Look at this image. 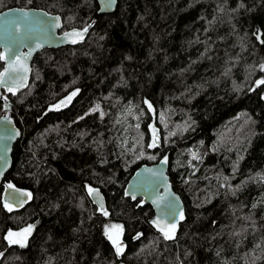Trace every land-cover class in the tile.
Wrapping results in <instances>:
<instances>
[{
	"label": "trees",
	"instance_id": "obj_1",
	"mask_svg": "<svg viewBox=\"0 0 264 264\" xmlns=\"http://www.w3.org/2000/svg\"><path fill=\"white\" fill-rule=\"evenodd\" d=\"M11 7L87 33L37 53L19 93L1 90L0 116L21 135L0 184V264H264V0H118L104 14L96 0H0V12ZM165 155L185 207L171 239L150 225V205L123 195L140 165ZM4 182L30 201L6 207ZM89 188L104 193L108 218ZM108 223L121 226L119 254ZM30 225L23 247L8 242Z\"/></svg>",
	"mask_w": 264,
	"mask_h": 264
},
{
	"label": "water",
	"instance_id": "obj_2",
	"mask_svg": "<svg viewBox=\"0 0 264 264\" xmlns=\"http://www.w3.org/2000/svg\"><path fill=\"white\" fill-rule=\"evenodd\" d=\"M96 2L98 5L97 13L104 14L112 13L116 9L118 0H96ZM56 18H59L58 21ZM53 24H58V26L52 27ZM17 25H19V31H17ZM83 30L72 29L62 31L61 16L40 8L11 7L1 11L0 52L5 55V59L3 60L4 66L1 72H4V69L15 61L17 55L27 66L28 71L25 72L23 69H20L19 71L6 73L4 77L5 83L0 84V96L1 89H4L7 93L14 92L16 94L27 87L31 74V64L37 53L45 48H58L73 44L70 38L65 37L64 33ZM86 33H84L83 38ZM37 44H40V47H36ZM6 48H11L13 51H6ZM9 87L13 88L12 92L8 91ZM250 91L252 92V89ZM148 111L151 114V121L148 124L150 134L148 149L153 151L161 146V133L160 128L155 123L154 108L148 107ZM153 127L156 130V146L149 147V144L153 142ZM20 135L21 131L14 119L8 114H2L0 116V184L11 167L13 146L20 138ZM165 158H167L166 161ZM8 185L12 184L4 182L2 202L16 210L23 208L30 201L31 197L25 194L30 192L14 185L10 188ZM92 189L97 190L93 194H90L88 191L92 204L100 211L102 205L103 209L107 211L104 193L99 188ZM123 195L132 201L140 200L141 204L150 205L152 216L149 219V223L159 232H161L160 229L153 221H159L161 226L165 223L173 222V217L169 214L170 207L173 208L176 222L174 234L177 233L179 225L185 217V207L181 197L173 190L170 182L167 155L163 156L158 162L140 165L127 180L123 188ZM181 212L183 219L180 218ZM105 217L108 218L109 215L107 214Z\"/></svg>",
	"mask_w": 264,
	"mask_h": 264
},
{
	"label": "snow or ice",
	"instance_id": "obj_3",
	"mask_svg": "<svg viewBox=\"0 0 264 264\" xmlns=\"http://www.w3.org/2000/svg\"><path fill=\"white\" fill-rule=\"evenodd\" d=\"M25 15H27V13H25ZM59 18H56V20L58 21ZM58 26V24H53L52 27ZM17 31H19V25H17ZM87 32V28H85L83 31H72V32H65L64 35L65 37H68L71 39L72 43H76L77 39H83L84 33ZM36 47H40V44H37ZM6 51H13L11 48H6ZM5 59V55L4 53H0V60H4ZM260 68L262 70H264V64L260 65ZM20 69H23L25 72L28 71L27 66L20 60V57L17 55L16 59L13 63H10L9 66L7 68L4 69V72H0V84L5 83L4 77L5 74L10 72V71H19ZM257 84H264V79L261 80H257L256 81ZM9 92L13 91V88L9 87L8 88ZM78 91V90H77ZM76 95V92H73L71 95H69L66 100L70 101L72 99L73 96ZM66 103V101H61L60 105H56L57 108H59L60 106L64 105ZM147 103V102H146ZM149 108H151V104L148 105ZM153 131V142L151 144H149V147H155L156 146V137H155V128H152ZM167 158H165L166 161ZM163 163V161H162ZM8 187H13L12 185H8ZM90 194L96 193L97 190L96 189H92L89 188L88 189ZM25 195L30 197V193H26ZM6 207H8V205H5ZM101 211L104 212V215H107V211H105L103 209V206L101 205ZM169 214L172 215L173 217V222L171 223H165L163 224V226H161L159 221H153L154 224L157 225V227L160 229V231L164 234V237L166 239H171L175 233V229H176V222H175V211L173 208L170 207L169 209ZM180 218L183 219V214L182 212L180 213ZM116 228H118L119 226H114ZM32 230V226L30 225L28 228L24 229L22 232L19 233H13V232H9L7 239L9 240L10 244H20L21 247L24 246V243L27 239L28 234H30ZM106 235H108V238L112 241V243L114 245H116V251L117 254H119L120 252H122V248L119 246V239H118V233L116 235L110 234L107 230H106Z\"/></svg>",
	"mask_w": 264,
	"mask_h": 264
},
{
	"label": "rangeland",
	"instance_id": "obj_4",
	"mask_svg": "<svg viewBox=\"0 0 264 264\" xmlns=\"http://www.w3.org/2000/svg\"><path fill=\"white\" fill-rule=\"evenodd\" d=\"M99 110V108H98ZM99 115L100 116H104L105 112L103 110H99ZM204 154H206V149L205 148H201L199 149L198 151H196V153L194 154L195 158H201ZM114 226H119L118 228L114 227ZM28 228V227H26ZM26 228H23V229H20V230H11L9 232H13V233H19V232H22L24 229ZM106 230L110 233V234H113V235H116L117 233L119 234L118 235V239H119V246L122 248V251L124 249V246H123V242H122V239H121V226L120 224H117V223H108L106 224L105 226V233H106ZM9 234V233H8ZM8 234H7V237H8ZM29 235V234H28ZM28 237V236H27ZM108 237V235H107ZM8 240V239H7ZM110 240V239H109ZM9 242V240H8ZM110 242L112 243V241L110 240ZM114 249L116 250V245H114L112 243ZM117 252V251H116ZM121 253V252H120Z\"/></svg>",
	"mask_w": 264,
	"mask_h": 264
},
{
	"label": "flooded vegetation",
	"instance_id": "obj_5",
	"mask_svg": "<svg viewBox=\"0 0 264 264\" xmlns=\"http://www.w3.org/2000/svg\"><path fill=\"white\" fill-rule=\"evenodd\" d=\"M1 90H4V89H1ZM5 91V90H4ZM6 92V91H5ZM95 110H98V109H95ZM104 214V213H103Z\"/></svg>",
	"mask_w": 264,
	"mask_h": 264
}]
</instances>
